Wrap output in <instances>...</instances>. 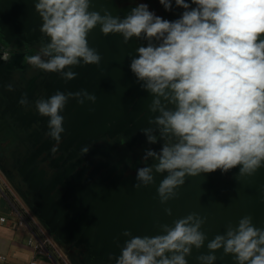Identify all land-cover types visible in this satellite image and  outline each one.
Returning a JSON list of instances; mask_svg holds the SVG:
<instances>
[{"label": "clouds", "instance_id": "obj_1", "mask_svg": "<svg viewBox=\"0 0 264 264\" xmlns=\"http://www.w3.org/2000/svg\"><path fill=\"white\" fill-rule=\"evenodd\" d=\"M41 19L40 32L48 38L28 63L65 81L77 77L71 69L99 66L101 55L89 45V34L99 27L105 36L120 35L147 41L136 48L130 70L151 97L149 126L140 131L149 147L137 168L134 187L155 184L160 204L178 198L188 177L239 168L235 179L251 177L264 168V0H158L165 11L182 9L175 20L165 19L139 2L123 17L108 8L96 10L94 0H30ZM7 91H15L13 83ZM70 99L80 105L97 97L81 90L56 91L35 101L41 117L48 118L52 140L65 133L61 115ZM30 107L27 94L18 101ZM81 152L87 154L89 147ZM153 163L148 165L147 162ZM164 212L172 215L171 208ZM207 218L189 213L169 224L157 223L154 235L122 233L120 254H109L115 264H188L192 250L205 247L198 264H215L223 250L234 264H264V228L251 215L229 224L211 240L202 226Z\"/></svg>", "mask_w": 264, "mask_h": 264}, {"label": "water", "instance_id": "obj_2", "mask_svg": "<svg viewBox=\"0 0 264 264\" xmlns=\"http://www.w3.org/2000/svg\"><path fill=\"white\" fill-rule=\"evenodd\" d=\"M136 3L94 0V8H108L125 16ZM182 9L173 5L164 18L175 20ZM41 19L30 0H0V38L23 37L28 42L48 41L40 32ZM89 45L101 55L99 66L74 67L78 75L65 82L57 73L21 64L0 75V106H5L0 130L11 135L12 143L3 153V166L28 204L50 231L74 252L76 264H110L109 254L118 256L125 230L133 235H154L157 223L169 224L189 213L206 217L202 231L208 240L223 234L229 224L251 215L264 228V168L251 177L235 179L239 168L227 173L217 170L188 177L178 189V198L160 204L156 188L163 178L156 175L150 187L137 190V168L144 150L159 151L161 144L149 145L141 129L149 126L147 110L151 97L136 82L130 70L136 48L147 41L133 38L127 44L120 35L105 37L99 27L89 34ZM25 66V67H24ZM13 67V66H11ZM17 68V67H15ZM13 83L15 91H7ZM86 90L97 97L83 105L70 99L61 113L65 133L60 142L47 136L48 118L41 117L35 101L56 91ZM27 94L30 107L18 101ZM7 138V137H6ZM89 147L84 154L81 149ZM150 159L147 164L151 165ZM165 208L172 209L168 216ZM193 248L188 264L207 253ZM215 264H234L223 250L215 253Z\"/></svg>", "mask_w": 264, "mask_h": 264}, {"label": "crops", "instance_id": "obj_3", "mask_svg": "<svg viewBox=\"0 0 264 264\" xmlns=\"http://www.w3.org/2000/svg\"><path fill=\"white\" fill-rule=\"evenodd\" d=\"M8 43L11 47H16L15 44L12 45L13 42L8 41ZM5 46L9 47L7 45ZM29 47L31 48V50L27 52L29 56L36 53L34 50L35 48L38 49L37 51L39 52L41 49V47L36 44L30 45ZM14 57L15 54L11 55L7 58V61H9L8 59L13 60ZM19 208L26 211L29 217L42 223L54 237L70 263L76 264L70 256H74L72 249L58 240L50 229L40 220L37 213L28 204L5 170L3 166V156L0 155V217L5 216V219H0V253L6 256L5 259L0 258V264H30V261L34 258L37 260L38 264H64L59 258L50 253H36L34 246L28 243V238L32 233L31 228L26 222L22 223V217L16 214V210Z\"/></svg>", "mask_w": 264, "mask_h": 264}, {"label": "flooded vegetation", "instance_id": "obj_4", "mask_svg": "<svg viewBox=\"0 0 264 264\" xmlns=\"http://www.w3.org/2000/svg\"><path fill=\"white\" fill-rule=\"evenodd\" d=\"M8 41L9 42H13L12 45L15 44L16 47H12V48L6 47L5 43H8ZM47 42L48 41L43 40V39H41L39 41L28 42L25 39H23V37H17V36L12 38V39L0 38V48H3L4 51L7 50L12 55L15 54V57H14L13 60L8 59L9 61H7V62L9 64L8 63L5 64L4 60L0 59V75H4L7 72H9L11 70H14V69H22L23 67L21 66V64L23 63V65H26V62L28 61L29 55H27L28 54L27 52L29 50H31V48L29 46L36 44V45H39V47H42ZM34 50L36 51L35 54H39L40 53L39 51H37L38 49L35 48ZM20 54H23V55H20ZM21 56H23V57L21 58ZM11 66H13V67H11ZM15 67H17V68H15ZM26 67L29 68V67H31V65L28 64ZM4 107H5L4 105L0 106V116L2 115V111H3ZM2 122H3V119L1 117L0 118V124ZM12 141H13V138H12V136L10 134L4 137L3 131L0 130V155L3 156L4 151L9 147V145L12 143Z\"/></svg>", "mask_w": 264, "mask_h": 264}, {"label": "built area", "instance_id": "obj_5", "mask_svg": "<svg viewBox=\"0 0 264 264\" xmlns=\"http://www.w3.org/2000/svg\"><path fill=\"white\" fill-rule=\"evenodd\" d=\"M16 214H19L22 217V223L26 222L31 228L32 233L28 238V243L34 246L36 253H50L59 258L64 264H71L54 237L42 223L29 217L27 212L21 208L16 210ZM0 219H5V216H1ZM0 258L5 259L6 256L0 253ZM30 264H38V262L34 258L30 261Z\"/></svg>", "mask_w": 264, "mask_h": 264}, {"label": "rangeland", "instance_id": "obj_6", "mask_svg": "<svg viewBox=\"0 0 264 264\" xmlns=\"http://www.w3.org/2000/svg\"><path fill=\"white\" fill-rule=\"evenodd\" d=\"M119 4H124V3H139V2H144L147 3L149 5V9L154 11L157 15L162 16L164 18V8L162 5L159 4L158 0H118ZM7 46H9L8 48H12L11 45L5 44ZM0 59L4 60V63L7 64V58L10 57L12 54L10 52H8L7 50L4 51L3 48H0ZM23 55V54H20ZM23 56H21L22 58ZM9 64V63H8Z\"/></svg>", "mask_w": 264, "mask_h": 264}]
</instances>
